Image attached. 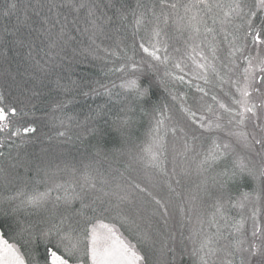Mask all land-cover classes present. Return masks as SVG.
Masks as SVG:
<instances>
[{"label": "trees", "instance_id": "16d2710c", "mask_svg": "<svg viewBox=\"0 0 264 264\" xmlns=\"http://www.w3.org/2000/svg\"><path fill=\"white\" fill-rule=\"evenodd\" d=\"M11 2L12 0H0V94L4 97L0 106H4L6 110L8 107H14L17 114L9 118L10 128L0 131V144L3 145L0 147V153H3L0 155V169L3 170L0 171V234H3L9 243H16L25 264H44L45 243L37 237L34 243L26 244L17 237L18 229L10 208L18 204L19 199L9 201L8 198L16 196L21 190L28 193L33 190L44 192L56 183L65 184L69 193H72L70 182L74 178L73 170H76L75 177L79 178L86 166L91 165L88 170H93L96 176V189L81 191L77 186L74 191L79 193L83 204L100 207V211L96 213H93L91 208L84 209L92 224L113 225L117 235L144 256L143 264H199L198 257L194 256L192 251L193 229L200 226L199 221H204L205 234L216 231L215 225L210 227L208 223L215 211L212 206L214 197L205 195L203 181L208 178L209 191L214 195L218 194V189L212 185L210 177L221 169L215 167L211 172L201 175L196 170V163L212 146L213 138L221 142L223 137L219 130L208 132L200 129L199 124H193L188 114L183 111L188 108L196 112V119L199 121L205 111L209 112V106L213 110L219 103L220 89L209 81L210 75L215 78V72L211 68L209 72H205L197 67L192 57L201 62L199 52L203 50L204 55L209 57V63H213L211 48L214 47L219 58L214 61L216 71L222 69L220 79L223 78L226 82L235 76L233 73L238 69L242 54L236 53L235 64H232L230 61L233 57L229 56V44L223 33L218 32L215 39L209 35L208 39L200 44L203 37L196 41L189 39L188 31L177 29L173 15L169 16L166 26L161 17L159 27L162 33L158 38L151 35L153 23H146L137 29L132 10L136 9L138 14L140 11L146 12L148 20L151 21L153 18L147 9L155 4V10L159 13L160 0H72L77 5L84 2L98 6L96 14L102 19L97 20V24L103 31L97 32L95 43L89 38L92 29L86 9L76 12L67 6V0H55L56 3L66 6L49 12L50 0H16L17 9L4 16L2 13ZM173 2L177 0H167V3ZM178 2L183 4L188 0ZM254 2L255 0H244L248 6H252ZM138 3L146 7L137 9ZM41 5L43 7H40ZM117 9L127 15L126 20L120 19ZM25 12L31 17L27 23L32 24L33 29H46L54 24L53 32L56 33L60 30V24H66L65 32L75 39L69 40L66 45L61 42V46L50 49L47 40L33 32L29 47L27 39L30 29L24 26ZM36 12H39V16ZM180 13L183 14V9H180ZM41 18H47L48 23L43 24ZM262 18L263 12H258L254 23H258ZM57 19L59 24L56 23ZM105 20L108 22L104 23ZM209 25L211 26V21ZM18 27L20 32L13 35ZM85 28L90 31L85 32ZM216 28L219 29V25H216ZM229 31H232V26H229ZM242 32L243 30L240 34ZM17 35L26 38L24 46L15 43ZM65 38L67 39V36ZM149 39L153 42L156 39L161 41V56L165 54L163 45L167 44V54L170 57L167 65L151 61L158 68V74L147 64L140 63L142 59L150 60L139 47L141 42L147 44ZM196 44H200V47L193 52L189 45ZM248 51L249 49L245 50ZM129 57L137 63L136 69L130 67L132 60ZM177 61L181 63L183 72L174 67ZM225 64L227 68L223 66ZM123 65H129L123 73L110 71ZM166 70L174 75L165 77ZM176 76H183L184 80H177ZM135 77H140L145 87L149 83L152 87L146 102L134 104L135 111L127 114L132 120V127L131 140L125 142L121 134L111 126V120L120 108L131 100V97L125 99L128 90L119 87L122 78ZM198 77H206L209 82L205 83V79ZM161 79L166 83H160ZM101 85H106L111 90V97L105 94ZM197 86L204 88L208 94L199 92ZM92 89H96V92L93 93ZM84 92L89 95H84ZM213 96H216V100L212 99ZM224 96V103L230 105L231 97L228 94ZM61 102L66 103L63 111L56 107ZM154 105L160 106L164 114L171 117L165 121V126L177 127L175 134L168 133L166 157H161L167 176L157 168L145 167L144 162L133 161L130 155L139 153L155 135L152 131L155 120L151 114ZM163 105L167 107L164 108ZM98 108H103L108 115L99 120L90 119ZM141 108L150 115H145ZM61 120L64 121L63 126L60 124ZM203 122L208 123L207 119ZM27 126L35 127L36 131L26 134L21 132L20 136L12 135L15 128L22 129ZM91 127L97 128L95 135L89 134L88 129ZM180 128H183L184 132H181ZM61 131L66 135L59 136L57 133ZM185 133L188 134L187 137ZM192 135L200 138L193 141ZM186 139L189 145L194 147V151H186ZM97 147L101 149L100 155H96ZM132 180L142 188H147L152 196L135 189L131 184ZM254 189H258V182L251 177H245L238 186L230 188L228 196L235 201L243 192L251 193ZM105 192L108 193L107 196L104 195ZM117 194L124 195L127 199L120 201ZM52 195H63V191L53 192ZM96 196H101L105 203L93 204ZM152 197H156L161 203L157 204ZM81 198L72 202L70 207L73 211L81 209ZM248 204L243 209L225 205L228 209V225L234 224L241 217L244 218L243 233L247 241L245 247L255 241L250 233L255 230L254 224L248 222L250 228L245 230L251 207ZM51 206L50 203L49 208ZM104 208L110 210L105 212ZM5 211L8 214H5ZM21 213L22 217L32 221L45 215L43 212L39 213V216L28 215L23 209ZM263 215L264 212L260 216L261 224L264 221ZM224 224L225 222L221 221V225ZM224 230L232 231V239H235L234 229L227 227ZM243 255L247 259L248 253ZM80 258L83 264H92L90 255H81ZM223 259L224 253H218L217 264ZM251 259L252 264H256V261L261 259V254L257 253ZM233 261L234 264H239V254ZM69 264H76L75 257L69 258Z\"/></svg>", "mask_w": 264, "mask_h": 264}, {"label": "snow or ice", "instance_id": "6c2138e0", "mask_svg": "<svg viewBox=\"0 0 264 264\" xmlns=\"http://www.w3.org/2000/svg\"><path fill=\"white\" fill-rule=\"evenodd\" d=\"M66 5L58 4L55 0H50L48 6V11L51 12L53 9H59ZM67 6L71 7L74 11L79 12L81 9H86L87 17L91 24V36L89 37L93 43H95V38L97 32H102L103 29L97 24V20L102 19L97 16L96 8L97 5L86 4L84 2L73 3L72 0H67ZM18 5L16 0H12L3 11L4 16H8L10 13L17 9ZM40 7H43L41 5ZM146 6L138 3L137 9H144ZM161 11L156 12V5L153 4L147 9L150 12L151 21L148 20L146 12L140 11L137 13L136 9L132 10V15L135 18V24L137 29L146 23H153L154 27L151 29V35L154 37H160L162 29L159 27L161 17H163V22L165 26L168 23L170 15L175 17L174 23L177 29L180 31H188L189 39L196 41L200 40V44H203L211 35L212 39H215L218 32L223 33V37L228 41L230 52L229 56L233 57L230 61L235 64L234 57L236 53H240L243 59L246 61L247 66L243 70L244 84L243 87H236V91L239 93V99L233 97V103L238 105V110L236 108H230L227 105L220 103V108L224 109L228 113V118L221 124L219 121L224 118L218 113H213L217 123L215 124L216 130H225L229 137H235L237 143L243 144L245 148H248L255 152V155L259 157V164L257 166L256 162H253L251 157H242L236 154V149L232 143L229 142H219L217 138L212 139V146L203 154V158L196 163V170L198 174H205L211 172L215 167H220V171L215 175L210 177L212 185L216 186L218 189V194L214 195L213 192L209 191L208 178L203 181V190L205 195L209 197H214L215 211L211 214V219L208 221L209 226L215 225L216 231L210 234L204 233V221H199V227L193 229L192 231V242H193V255L198 257L199 264H217L218 253H224V259L220 261V264H234L233 258L239 254V264H252V257L261 254V259L256 261V264H264V252H262V247H264V234L259 236L262 241L261 244L255 243L253 241L247 247L246 238L243 233L244 228V218L241 217L234 224L228 225L229 220L228 209L225 205L230 207H239L243 209L246 204L259 202L261 200V195L264 194V122L254 123L253 127L259 129V135L255 131H246V121L249 119H254L255 121H262L264 118L257 115V108L264 111V18L259 19L258 23H254L257 19V12H264V0H255L252 6H248L244 3V0H188L187 3H167V0H160ZM180 9H183V14L180 13ZM35 11V10H34ZM120 13V19L126 20L127 15L124 14L121 9H117ZM39 16V12H36ZM59 15V13H58ZM31 17L25 12L24 26L29 28L27 43L30 47L32 43V34L36 33L37 36H43L47 42L50 49L67 44L69 40H74L75 37L68 35L65 32L66 24H60L59 32L54 33L53 28L55 25H51L48 28H32V24H28L27 21ZM65 21L67 17H64ZM111 17L108 18L110 20ZM43 24L48 23L47 18H41ZM211 21V26L209 25ZM239 21V22H237ZM108 21L105 20L104 23ZM35 23V21H33ZM57 24L60 23L59 19L56 21ZM219 25V29L216 28ZM229 26H232V31H229ZM243 30L242 34L240 31ZM7 31V30H5ZM79 31V29H77ZM85 32H89L90 29L85 28ZM20 32V28H16L13 35ZM67 36V39L65 38ZM249 38H251L249 40ZM15 43L24 46L26 43V38L17 35ZM200 44L192 47L193 52L196 48L200 47ZM99 47V45H97ZM140 49L143 53L147 54L149 59H142L141 64H147L150 69L156 71L158 74V68L156 65L151 63V61L157 62L158 64L167 65L170 60L167 54V44L163 45V56L161 53V41L156 39L153 42L151 39L147 41V44L141 42L139 44ZM249 49L246 53L245 50ZM252 50H255V55L252 54ZM107 51V49H105ZM178 51V49H177ZM31 55V51H29ZM211 55L213 63H209V57L204 55L203 50L199 52L200 61H195L197 67L204 69L205 72L209 68L213 72H216L215 60L219 59L216 56V49L211 48ZM132 60L130 67L132 69L137 68V63ZM37 64L39 62L37 61ZM129 65H123L116 69H111L110 71H116L123 73L125 67ZM224 67H228L226 64ZM175 68L180 69L181 72L184 71L181 68V63L179 61L175 62ZM231 71V69H229ZM174 74L170 71H165L164 76H173ZM219 75V73H217ZM205 79V83H208L206 77H198ZM175 79L183 81V76H176ZM223 79V78H221ZM230 79V78H229ZM259 80V86H256V82ZM160 83H166L163 79ZM233 84L238 85L239 81H232ZM58 86L59 82H58ZM115 86V85H114ZM105 89V94L111 97L112 92L107 88L106 85H101ZM121 89H127V95L125 99L131 97V100L124 104L119 112L111 120V126L121 134V137L125 142H130V129L132 127V120L127 115L129 112H134V104L144 101L149 97L150 89L152 87L151 83L147 87L143 85L140 77L124 79L119 85ZM199 92L207 95L208 93L204 88L197 86ZM95 93L96 89H92ZM253 92L258 93L261 102L260 104L254 103L251 99ZM84 95H89L88 92H84ZM154 94V93H152ZM119 95V93H117ZM3 94H0V101H3ZM175 99V97H173ZM216 100V96L212 97ZM61 111L66 107L65 102L58 103L56 105ZM164 108L167 105H163ZM141 111L145 115H150L149 112L141 108ZM184 112L188 114L189 119L193 124H199L200 129H205L208 132L214 130L213 123L211 120L208 123H204L206 117L200 116L199 121L196 119V112L191 111L188 108L183 109ZM208 111L212 112L211 106L208 107ZM123 113V115H121ZM17 110L14 107H8L7 110L4 106H0V131L8 130L11 126L10 117L15 116ZM153 119L155 120L154 127L152 129L155 135L152 136L151 142L140 149L139 153H130L131 159L133 161L144 162L145 167H152L159 169L165 176L168 175L165 170L164 161L161 157H166V144L168 133H176L177 127H167L165 126V121L170 120V116H166L161 110L160 106L154 105L152 108ZM250 114V115H249ZM108 113L105 112L103 108H98L95 110L93 117L90 119L99 120ZM71 119V117H69ZM107 122V121H106ZM60 124L63 126L64 121L61 120ZM227 126V127H226ZM239 129V130H237ZM163 130V132H162ZM184 132L183 128L179 129ZM36 128L33 126H27L24 128H15L12 135L20 136L23 133H34ZM90 135H95L97 132L96 127H91L88 129ZM59 136L66 135L65 132L61 131L57 133ZM203 134V133H202ZM187 133L185 136L187 137ZM200 137L197 135H192L191 140L195 141ZM256 145H259V150H256ZM0 147H3L0 144ZM186 151H194V147L189 145L188 140H185ZM142 153V154H141ZM101 154V149L96 148V155ZM235 154V155H234ZM3 155V153H0ZM234 158L229 161V157ZM247 161V162H246ZM131 166V165H129ZM91 165L86 166V170L82 172L79 178L75 177V169L73 170V180L70 182L73 189L72 193H69L68 188L65 184L56 183L53 186L46 189L44 192L38 190H33L28 193L23 190L19 191L16 196L9 197V201H15L19 199V203L14 207L10 208V213L13 214L15 218L17 231V237L24 241L26 244L34 243L37 237L45 243V258L44 264H69V258L75 257L76 264H83V260L80 258L81 255L91 256L92 264H143L144 256H141L133 245L121 239L117 235L116 229L113 225L108 224H92L91 219L85 215L84 209L91 208L93 213L100 211V207H93L92 204H83V200L79 193L74 190L77 186L81 191L85 189H96V176L93 174ZM0 171H3L0 169ZM245 177H251L258 182V189H254L253 192H243L238 200L233 201V199L228 196L230 188L236 187ZM107 183V181H104ZM179 183V181H177ZM135 189H139L140 192L147 193L148 196H152V193L148 191L147 188H142L140 184L136 183L134 180L131 182ZM119 188L120 186L117 185ZM171 188V184L169 183ZM63 191V195H56L53 197V192ZM103 192V189L100 190ZM174 191V189H173ZM105 196L108 195L107 192L104 193ZM225 197H227L225 199ZM81 198V209L73 211L71 209V204L75 199ZM117 198L120 201L127 199L124 195H118ZM157 204L161 201L152 197ZM99 202V205H103L105 201L101 196H96L94 198L93 204ZM51 203V208L49 204ZM118 208L119 205H116ZM21 209L27 212L28 215L43 212L45 215L39 216V219L32 221L27 217H22ZM63 209V211H58ZM109 208H104L103 211H109ZM167 211V209H165ZM5 214H8L5 211ZM219 216V219H217ZM256 213L253 212L252 218L255 219ZM221 221L225 224L222 226ZM134 223V221H133ZM43 226V227H41ZM230 227L234 229L236 237L232 239L233 232L225 231L224 229ZM259 229L252 231V237H257ZM148 237H145L147 239ZM88 243L85 244L84 242ZM225 243H221V242ZM62 253V254H61ZM243 253H248L247 259ZM67 257V258H66ZM0 264H25V259L20 253V249L17 247L16 243H9L0 234ZM34 264H39V262H34Z\"/></svg>", "mask_w": 264, "mask_h": 264}, {"label": "rangeland", "instance_id": "374dc122", "mask_svg": "<svg viewBox=\"0 0 264 264\" xmlns=\"http://www.w3.org/2000/svg\"><path fill=\"white\" fill-rule=\"evenodd\" d=\"M263 14H264V12H263ZM252 54L255 55V50H252ZM246 66H247V63L243 59V56H241V58L239 59L238 69L237 70L235 69V72L233 73V74H235V76L234 75L232 76V74L231 75L229 74L230 76H232V78H230L229 80L227 79L226 82L223 79H220V77H221L220 73H221L222 69H218L215 72V74H214L215 78L210 75V77H211V78H209L210 83L211 84L213 83L212 85H215L216 88H218V90L220 89L219 90V95H218L219 96V103H217V106H215V108L212 110V112L205 111L206 113H204V117H206L207 121H209V120L212 121L214 129H215V124L217 123V121H216L215 116L213 115V113H218L219 115H221L224 118L223 120L219 121V123H221V124H223L226 121V119L228 118V113H226L224 111V109L220 108V106H219L220 103H223V104L227 105L230 108H236L238 110V105L233 103V97L239 99V93L236 91V87H238V86L239 87H243V84H244L243 70H244V68ZM208 70H211V69L209 68ZM207 72H209V71H207ZM217 73H219V75H217ZM229 75H228V77H229ZM236 76H238V77H236ZM236 80L239 81L238 85L232 83V81H236ZM259 83H260L259 80H257L256 86H259ZM217 86H220L221 88H219ZM223 93H225L224 95L228 94L231 97L230 105L226 104V102L224 103V99L223 98H225V96L223 95ZM251 99L253 100L254 103H257V104H260V102H261V98H260L259 94L255 93V92H253ZM257 115H259L262 118H264V111H262L260 108H257ZM258 122H264V120H262V121H255L254 119L247 120L245 122L246 123L245 130L249 131V132L255 131L257 133V135H259V129H256V128L253 127V124L254 123H258ZM237 130H239V129H237ZM219 132H220L221 136L223 137V141H221V143H223V142L232 143L233 146L236 149V154H238L239 156H242V157H251L252 161L256 162V164L258 166L259 157L255 155L254 151H252V150H250L248 148H245L243 146V144H241V143H237L235 137H229L226 134V129L225 130H219ZM255 147H256V150H259V145H256ZM234 155L232 156V158H229V161H231L234 158ZM263 197H264V195L262 194L261 195V200L259 202H253V203H249L248 204L249 207L250 206L251 207L250 208L248 207L249 208V218H248L249 220H247V225H246L245 230L248 231V228H250L249 227V223L254 224V228L255 229H259L257 237H255V238L252 237V238L255 239V243L258 242L257 244H261L262 243V241L259 239V236L261 234H264V221H263V224H261V220H260L261 219L260 218L261 213L264 212V200H263L264 198ZM253 212L256 213L255 219L252 218ZM257 220H259V221L257 222ZM250 233H252V232H250Z\"/></svg>", "mask_w": 264, "mask_h": 264}]
</instances>
